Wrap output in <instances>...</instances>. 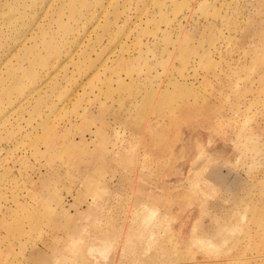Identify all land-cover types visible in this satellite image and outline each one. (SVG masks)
Here are the masks:
<instances>
[{
    "label": "rangeland",
    "instance_id": "obj_1",
    "mask_svg": "<svg viewBox=\"0 0 264 264\" xmlns=\"http://www.w3.org/2000/svg\"><path fill=\"white\" fill-rule=\"evenodd\" d=\"M0 264H264V0H0Z\"/></svg>",
    "mask_w": 264,
    "mask_h": 264
},
{
    "label": "bare ground",
    "instance_id": "obj_2",
    "mask_svg": "<svg viewBox=\"0 0 264 264\" xmlns=\"http://www.w3.org/2000/svg\"><path fill=\"white\" fill-rule=\"evenodd\" d=\"M98 1H99V0H98ZM101 2H102V1H101ZM99 3H100V2H99ZM100 5H101V4H100ZM79 13H80V12H79ZM79 13H78V14H79ZM76 15H77V14H76Z\"/></svg>",
    "mask_w": 264,
    "mask_h": 264
}]
</instances>
